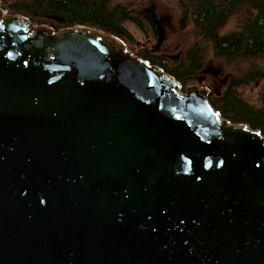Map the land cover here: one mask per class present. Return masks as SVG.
Here are the masks:
<instances>
[{"label": "water", "instance_id": "95a60500", "mask_svg": "<svg viewBox=\"0 0 264 264\" xmlns=\"http://www.w3.org/2000/svg\"><path fill=\"white\" fill-rule=\"evenodd\" d=\"M208 93L0 8V264H264V136Z\"/></svg>", "mask_w": 264, "mask_h": 264}, {"label": "trees", "instance_id": "16d2710c", "mask_svg": "<svg viewBox=\"0 0 264 264\" xmlns=\"http://www.w3.org/2000/svg\"><path fill=\"white\" fill-rule=\"evenodd\" d=\"M0 8L55 32L88 27L123 44L132 40L125 28L126 24H132L142 34L148 28L150 40L157 43L152 18L130 4L112 6L110 0H0ZM178 10L179 28L184 30L191 24L197 30L195 41L180 61L169 64L154 53V46L135 52L126 47L127 51L162 68L176 80L182 92L188 86H200L198 77L208 52L217 59L248 63L240 75L230 77L217 91L208 88V101L229 123L246 125L264 136V67L258 66L264 62V0H178ZM243 10L253 12L251 20L235 30L222 32L228 21Z\"/></svg>", "mask_w": 264, "mask_h": 264}, {"label": "rangeland", "instance_id": "374dc122", "mask_svg": "<svg viewBox=\"0 0 264 264\" xmlns=\"http://www.w3.org/2000/svg\"><path fill=\"white\" fill-rule=\"evenodd\" d=\"M111 5L130 4L133 9L143 11L148 14L156 26L161 30V43L156 53L165 59L169 64H175L184 56L186 49L195 41L197 30L189 24L184 30L179 28L178 0H110ZM253 17V12L243 10L240 14L231 18L222 32H228L239 28L242 23L248 22ZM126 30L132 40L125 47H131L135 52L144 47H156V40H150L151 32L147 28L146 33H140L132 24L125 25ZM150 42V43H148ZM127 49V48H126ZM130 53H132L130 51ZM134 56V55H133ZM136 57V56H135ZM259 67H264V62L258 63ZM248 67L246 62L228 61L217 59L211 52H208L204 68L199 75V88H213L217 91L225 85L227 80L236 75H240Z\"/></svg>", "mask_w": 264, "mask_h": 264}]
</instances>
